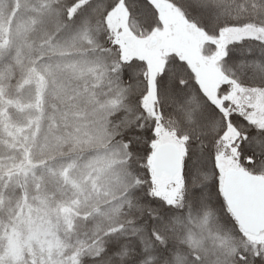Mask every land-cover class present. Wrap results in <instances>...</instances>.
<instances>
[{"label": "snow or ice", "instance_id": "obj_1", "mask_svg": "<svg viewBox=\"0 0 264 264\" xmlns=\"http://www.w3.org/2000/svg\"><path fill=\"white\" fill-rule=\"evenodd\" d=\"M0 264H264V0H0Z\"/></svg>", "mask_w": 264, "mask_h": 264}]
</instances>
